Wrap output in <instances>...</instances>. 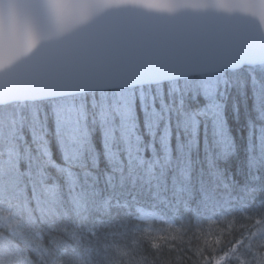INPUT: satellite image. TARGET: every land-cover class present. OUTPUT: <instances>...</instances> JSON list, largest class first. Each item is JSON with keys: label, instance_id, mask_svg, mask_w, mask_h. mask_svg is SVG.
Instances as JSON below:
<instances>
[{"label": "snow or ice", "instance_id": "obj_1", "mask_svg": "<svg viewBox=\"0 0 264 264\" xmlns=\"http://www.w3.org/2000/svg\"><path fill=\"white\" fill-rule=\"evenodd\" d=\"M188 261L264 264V0H0V264Z\"/></svg>", "mask_w": 264, "mask_h": 264}, {"label": "trees", "instance_id": "obj_2", "mask_svg": "<svg viewBox=\"0 0 264 264\" xmlns=\"http://www.w3.org/2000/svg\"><path fill=\"white\" fill-rule=\"evenodd\" d=\"M157 227H164V228H167V231H168V233H170L171 235H173V236H175L176 237V240L175 241H172V240H168V241H164V240H158V241H156L157 243H160V244H164V243H176V244H180V243H182V241H181V239H180V237H181V234H182V232H181V229H179L178 227H176V226H173V227H171V228H168V226H166V225H157ZM219 231V229L218 228H213V232H218ZM210 239V242H214L215 241V239H216V236L215 235H213L212 237H210L209 238ZM184 243H186V240L185 241H183ZM193 243H195V241L193 242ZM188 264H191V261H188Z\"/></svg>", "mask_w": 264, "mask_h": 264}]
</instances>
